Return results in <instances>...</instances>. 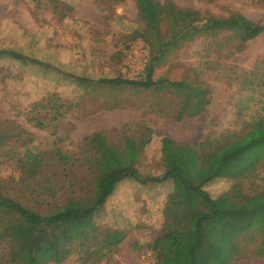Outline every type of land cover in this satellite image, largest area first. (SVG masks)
Segmentation results:
<instances>
[{
  "label": "trees",
  "instance_id": "obj_1",
  "mask_svg": "<svg viewBox=\"0 0 264 264\" xmlns=\"http://www.w3.org/2000/svg\"><path fill=\"white\" fill-rule=\"evenodd\" d=\"M20 1L35 15L42 0ZM252 1L264 9V0ZM226 10L225 15L216 16L181 9L170 1L162 4L157 21L146 23L142 30L146 63L135 79L124 78L122 69L112 65L100 70L99 62L88 61L94 60L88 53H69L70 61L63 65L59 60L61 49L42 48L38 35L26 34L28 42L22 47L0 46V85L7 88L13 106L18 107L16 100L28 115L38 110L58 115L65 106L63 101L93 111L103 95L108 96L105 98L109 100L103 101L107 105L119 101L117 94L126 91L130 96L157 93L160 103L155 110L161 109V104L164 110L159 112L176 121L194 119L204 111L198 94L208 93L212 79L231 78L237 70L230 61L264 36V24ZM121 19L111 14L106 22L112 25ZM10 26L17 31L13 23L0 22V34ZM190 46L199 47L194 54L196 66H182L179 77L159 81V63L174 59ZM240 86L264 96V56L243 75ZM241 120L242 130L212 141L210 153L193 181L184 178L180 169L162 177L134 168L116 172L105 161L87 155L38 151L39 177L52 183L55 195L39 199L17 181L0 177V261L64 264L71 257L94 252L101 255L99 263H112L129 235L142 229L155 238L145 247L136 243L133 250L147 249L156 264L264 260V114H256L251 122ZM32 139L13 123L0 124V160L17 161L20 154L16 149L29 147ZM173 145L166 141L170 152ZM174 175L179 176L187 192L206 203V213L170 216L178 219L175 225L167 223L168 216L159 221L161 212L155 209L142 212L139 220L108 218L112 198L125 184H132L142 196H152L150 202L155 204L153 192Z\"/></svg>",
  "mask_w": 264,
  "mask_h": 264
},
{
  "label": "rangeland",
  "instance_id": "obj_2",
  "mask_svg": "<svg viewBox=\"0 0 264 264\" xmlns=\"http://www.w3.org/2000/svg\"><path fill=\"white\" fill-rule=\"evenodd\" d=\"M167 1L181 9L216 16L225 15L228 8L264 24V9L252 0H42L35 15L20 0H0V22H11L18 28L14 31L13 26L5 27L0 34V46L22 47L28 42L26 34L38 35L40 47L61 49L59 60L63 65L70 61L69 53H88L94 58L88 61L99 62L100 70L104 65H112L122 69L124 78L132 79L134 74L127 70L129 56L136 59V69L142 67L145 59L142 30L147 27L146 23L157 21L159 7ZM111 14L118 15L124 22L121 19L108 25L106 19ZM126 22L137 25L130 27ZM198 48L190 46L174 59L161 61L159 81L179 77L182 66L195 67L194 54ZM263 56L264 36H261L250 43L246 52L230 61L237 70L231 78L212 79L208 93L198 94L204 111L189 120L176 121L166 112L163 115L159 112L164 110L161 104V109L155 110L160 103L157 93L130 96L126 91L117 94L121 97L119 101L107 105L103 101L109 100L105 98L108 96L103 95L93 109L98 108L95 114L87 106L79 109L71 101H63L65 106L62 105L58 115L50 110L28 115L16 100L18 107L13 106L7 88L0 85V124L13 123L33 138L29 147L16 149L20 154L17 161L0 160V177L17 181L36 198H51L55 190L50 181L39 177L37 155L38 151L59 150L66 155L98 158L116 172L134 168L143 174L162 177L168 171L180 169L184 178L193 181L210 153L212 141L243 129L239 112L241 121L245 122H251L258 113L264 114V96L251 89L242 90L240 86L243 75L251 72ZM35 121L41 122L43 127ZM166 141L174 144L171 152ZM153 193L155 204L150 202L152 196H142L132 184H125L112 198L108 218L139 220L142 212L155 209L161 212L159 221L168 216L167 223L175 225L178 219L170 216L208 211L201 198L185 190L178 175ZM154 238L148 230H135L112 263H99V253L84 252L64 264H156L147 249L133 250L136 243L148 245ZM0 264L3 263L0 261ZM240 264H264V260L253 258Z\"/></svg>",
  "mask_w": 264,
  "mask_h": 264
},
{
  "label": "built area",
  "instance_id": "obj_3",
  "mask_svg": "<svg viewBox=\"0 0 264 264\" xmlns=\"http://www.w3.org/2000/svg\"><path fill=\"white\" fill-rule=\"evenodd\" d=\"M145 59H146V57H145ZM145 59H144V62L142 63V67L139 69H136V65H135L136 59L133 57V55L129 56L127 70H129L130 74H131V72L134 74L133 75L134 77H131L132 79L139 77L141 75V73L143 72L144 66L146 63Z\"/></svg>",
  "mask_w": 264,
  "mask_h": 264
}]
</instances>
